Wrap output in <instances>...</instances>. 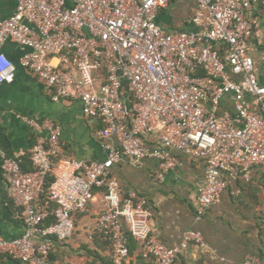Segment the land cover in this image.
<instances>
[{
	"label": "built area",
	"instance_id": "1",
	"mask_svg": "<svg viewBox=\"0 0 264 264\" xmlns=\"http://www.w3.org/2000/svg\"><path fill=\"white\" fill-rule=\"evenodd\" d=\"M171 1L16 0L14 13L0 19V87L14 82L20 66L53 101H80L83 114L102 123L107 154L103 161L62 157L56 122L23 117L37 142L3 157L2 173L24 230L13 239L0 233V256L52 264L54 242L74 236V215L102 189L105 210L88 239L97 234L108 243L114 264L129 257L130 236L144 258L176 264L191 245L207 246L202 233L188 230L178 245H166L148 223L146 198L125 192L113 167L154 158L163 181L178 155L203 163L197 220L234 179L249 182L256 167L264 169V85L248 53L256 24L248 10L264 0H196L190 20L198 31L160 25ZM7 43L22 51L17 63L4 51ZM242 264L263 262L248 255Z\"/></svg>",
	"mask_w": 264,
	"mask_h": 264
},
{
	"label": "crops",
	"instance_id": "2",
	"mask_svg": "<svg viewBox=\"0 0 264 264\" xmlns=\"http://www.w3.org/2000/svg\"><path fill=\"white\" fill-rule=\"evenodd\" d=\"M196 0H172L159 13L158 22L167 30L198 31L190 19L197 11ZM16 0H0V19L11 16ZM255 21L248 53L255 63V74L264 85V3L255 2L248 10ZM4 51L17 63L22 51L7 43ZM97 87V86H96ZM23 117L53 119L61 129V156L103 161L106 159L104 140L99 136L102 123L83 114L77 100H52V92L33 73L18 66L15 80L0 87V233L6 239L20 236L24 230L21 217L8 196L2 173V159L22 149H29L38 139L36 131ZM158 130L149 138L155 143ZM178 165L158 178L159 161L146 159L141 167L130 163L116 164L113 173L119 177L125 192L135 191L147 200L148 223L154 234L169 247L178 245L188 230L200 231L206 247L191 245L176 258V264H242L254 255L264 264V169L256 167L252 179H234L220 194L218 201L205 215L196 219V198L203 184V163H189L178 155ZM24 168L31 169L29 160ZM104 192L95 190L87 210L74 215L75 234L65 242H54L52 264H112L108 243L96 234L88 239L94 223L105 210ZM129 257L124 264H154L142 256L143 246L134 238L128 240ZM0 264H22L0 256Z\"/></svg>",
	"mask_w": 264,
	"mask_h": 264
},
{
	"label": "trees",
	"instance_id": "3",
	"mask_svg": "<svg viewBox=\"0 0 264 264\" xmlns=\"http://www.w3.org/2000/svg\"><path fill=\"white\" fill-rule=\"evenodd\" d=\"M51 180H52V177L49 178V180H48V184H47V185H49V183L51 182ZM52 221H53V219H50V220L47 221L46 224H49V223H51ZM131 238H132V237L130 236V237H129V240H130ZM132 239H133V238H132ZM128 243H129V242H128ZM129 252H130V250H129ZM111 262H112V264H114V263H113V260H111Z\"/></svg>",
	"mask_w": 264,
	"mask_h": 264
}]
</instances>
